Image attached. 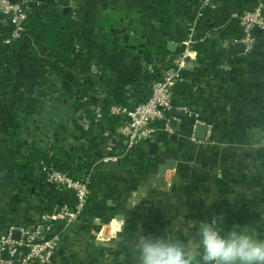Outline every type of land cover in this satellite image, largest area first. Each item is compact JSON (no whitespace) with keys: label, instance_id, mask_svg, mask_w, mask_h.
I'll list each match as a JSON object with an SVG mask.
<instances>
[{"label":"crops","instance_id":"obj_1","mask_svg":"<svg viewBox=\"0 0 264 264\" xmlns=\"http://www.w3.org/2000/svg\"><path fill=\"white\" fill-rule=\"evenodd\" d=\"M200 1H194L196 8ZM237 1L214 4L227 7L235 19ZM79 3L75 14L70 0L64 6L76 22L71 34L79 53L62 73L49 64L57 51L53 38L39 44L24 32L17 40L14 85L0 108V234L10 224L35 222L47 212L43 201L53 190L40 165L28 159L40 149L66 172L88 171L92 178L88 206L69 228L52 264H135L131 237L138 228L179 237L195 249L200 220L221 214L224 219L235 208L245 209L248 218L231 228L264 239V40L244 53L229 45L235 32L224 26L191 32L195 18L190 21L183 0ZM260 3L264 0H250L243 7ZM43 11L34 4L30 14L39 17ZM200 34L215 45L218 57L235 52L219 66L218 77L209 72L214 62L208 61ZM190 36L196 65L184 71L175 94L176 103L188 111L172 114L171 130L157 154L148 148L131 155L117 133L125 118L117 119L111 107L132 108L143 100L136 90L149 84L147 76L156 69L163 75L175 68ZM26 97L39 98L42 105L24 113L19 103ZM50 115L56 118L54 143L46 150L39 143L40 123ZM199 123L208 126L205 140L194 137ZM257 131L262 133L259 145L254 142ZM249 150L256 160L243 156ZM106 154L117 160L103 163ZM166 162L171 167L160 174Z\"/></svg>","mask_w":264,"mask_h":264},{"label":"built area","instance_id":"obj_2","mask_svg":"<svg viewBox=\"0 0 264 264\" xmlns=\"http://www.w3.org/2000/svg\"><path fill=\"white\" fill-rule=\"evenodd\" d=\"M216 0H201L195 19L191 22V32L196 33L197 23L203 17L205 8H216ZM74 14L77 7L75 0H70ZM42 7L39 0H0V38L4 30L8 31L6 42L18 40L25 32L24 22L28 19L33 6ZM240 32L234 34L229 45H244V53H251L260 38L264 40V3L256 8L246 9L237 16ZM5 23L9 28L5 29ZM260 30V36L256 33ZM200 41H207L200 34ZM191 36L186 49L176 60V66L168 69L162 78L153 82L150 97L132 108L120 105L111 107V114L123 116L125 121L119 126L117 133L122 137L128 153L144 154L152 142L164 145L165 134L171 130V116L176 112H187L188 106L176 103L175 94L185 70L196 65L190 58ZM195 141L196 139L192 137ZM117 157L106 154L103 163L116 161ZM45 183L53 191L73 196V201L60 198L50 212L35 222L13 223L0 234V264H52L61 248L71 225L83 216L91 197L92 178L88 171L72 175L44 163L40 164ZM171 167L167 162L161 165L160 174H166ZM164 169V170H163Z\"/></svg>","mask_w":264,"mask_h":264},{"label":"trees","instance_id":"obj_3","mask_svg":"<svg viewBox=\"0 0 264 264\" xmlns=\"http://www.w3.org/2000/svg\"><path fill=\"white\" fill-rule=\"evenodd\" d=\"M69 0H50V2L43 5V14L41 16H36L35 14H30L28 16L27 23L25 26V33L35 39L36 43L41 44L45 37L53 38V43L57 49L52 60L49 64L53 72L62 73L66 67L71 64V56L78 54V50L71 32L76 27V22L70 17V14L65 11V4ZM186 2V14L192 21L197 13L198 6L196 8V0H183ZM250 0H238L236 6L238 7V14H241L244 10L243 5ZM195 6V7H194ZM255 6H251L248 9H254ZM73 11V10H72ZM71 11V15L72 14ZM203 18L198 21L197 29L200 31L208 30V27L204 25L203 19L206 16H212L215 19L214 27L224 26L225 29L235 32V34L240 32V26L238 18L233 19L229 10L226 8H205L203 10ZM4 36L0 38V108L3 105L5 98L10 94L14 85V69H15V59L17 53V40L6 42L5 39L8 37V31L4 30ZM208 41H201L202 46L206 51V56L209 62H214L211 66L210 73L214 77H218L220 70L219 66L226 61V57L235 53L233 50L228 51L218 57L217 48L215 45L209 46ZM162 78L161 71L156 69L153 74L147 76L148 83L143 88H138L136 90L137 96L144 97L136 104L147 100L152 93V84L154 81ZM179 85V84H178ZM42 101L39 98L26 97L22 99L19 103V110L24 113H34L40 106ZM120 119V116H116ZM14 155H12L13 157ZM30 164L37 163L40 165L44 163L47 166H52L58 170L65 171V166L53 164V157L49 156L46 152L40 149H36L34 153L28 157ZM65 194L59 191H53L46 194V199L43 201L47 212L53 209L54 202L61 198L67 201H73V196L71 194ZM248 214L245 209H231L228 216H226L223 221L224 223L220 225L223 231H227L231 228V225L243 224L247 221ZM0 225V229L2 228Z\"/></svg>","mask_w":264,"mask_h":264},{"label":"clouds","instance_id":"obj_4","mask_svg":"<svg viewBox=\"0 0 264 264\" xmlns=\"http://www.w3.org/2000/svg\"><path fill=\"white\" fill-rule=\"evenodd\" d=\"M223 223L222 214L200 220L195 249L179 237L154 236L138 228L131 237L135 264H264V239L236 227L223 231Z\"/></svg>","mask_w":264,"mask_h":264},{"label":"water","instance_id":"obj_5","mask_svg":"<svg viewBox=\"0 0 264 264\" xmlns=\"http://www.w3.org/2000/svg\"><path fill=\"white\" fill-rule=\"evenodd\" d=\"M12 1H16V0H12ZM69 8H66L65 11H68ZM28 21H25V23H27ZM203 23L205 26H209V27H214L215 25V19L211 18V17H206L204 18L203 20ZM256 33L258 35L261 34V31L260 30H256ZM169 48L173 49L174 48V43L173 42H170L168 44ZM234 48L236 50H239V51H244V45L239 43V44H235L234 45ZM207 131H208V126L205 125V124H202V123H199L195 126V130H194V137L196 139H199V140H205L206 139V135H207ZM261 141H262V133L260 131H257L254 135V142L255 144L259 145L261 144ZM158 149H159V145L158 143L156 142H152L149 146V152L151 154H157L158 153ZM96 156H101V151L98 150L96 153ZM243 156L247 157V158H251L252 160H256V157H257V154L253 153L252 151H245L243 152ZM156 174L152 173L149 175V178H148V182H147V185L146 187H149L150 186V183L151 181L154 179Z\"/></svg>","mask_w":264,"mask_h":264},{"label":"rangeland","instance_id":"obj_6","mask_svg":"<svg viewBox=\"0 0 264 264\" xmlns=\"http://www.w3.org/2000/svg\"><path fill=\"white\" fill-rule=\"evenodd\" d=\"M77 3V7L80 9V3L79 0H75ZM71 6V5H70ZM75 10L78 12V9L75 8ZM53 115L50 116H46L45 118H43V122L41 121L40 123V134H39V140L43 146L46 147V150L50 149V144L54 143V132L51 131V127L56 123V121H54ZM43 130V131H42ZM50 156V155H49Z\"/></svg>","mask_w":264,"mask_h":264}]
</instances>
